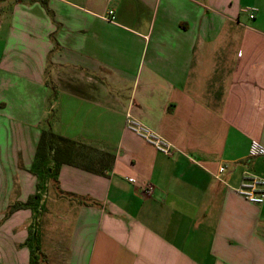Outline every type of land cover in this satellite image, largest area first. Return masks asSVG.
Returning <instances> with one entry per match:
<instances>
[{
  "label": "crops",
  "instance_id": "1",
  "mask_svg": "<svg viewBox=\"0 0 264 264\" xmlns=\"http://www.w3.org/2000/svg\"><path fill=\"white\" fill-rule=\"evenodd\" d=\"M47 129L86 148L7 217ZM252 141L264 0H0V264H264V203L239 193L264 181ZM101 153L111 169H86Z\"/></svg>",
  "mask_w": 264,
  "mask_h": 264
},
{
  "label": "trees",
  "instance_id": "2",
  "mask_svg": "<svg viewBox=\"0 0 264 264\" xmlns=\"http://www.w3.org/2000/svg\"><path fill=\"white\" fill-rule=\"evenodd\" d=\"M41 4L46 7L44 1H41ZM82 148L86 147L71 139L57 135L51 129L43 130L36 148L35 162H33L31 169L32 174L38 179L37 194L31 196L25 204L16 203L11 206L6 216L8 217L15 211L27 208H31L33 211L38 212L39 202L42 198V193L46 189V185L52 182L55 188L59 190L58 176L60 168L65 164L77 165L78 151ZM113 161L114 157L106 153H101L97 159V164H94V168L89 166H85V168L91 170V172L106 174V172L111 169L110 164L113 163Z\"/></svg>",
  "mask_w": 264,
  "mask_h": 264
},
{
  "label": "built area",
  "instance_id": "3",
  "mask_svg": "<svg viewBox=\"0 0 264 264\" xmlns=\"http://www.w3.org/2000/svg\"><path fill=\"white\" fill-rule=\"evenodd\" d=\"M257 8L246 9L245 13H248L250 19H254L257 14ZM115 12L113 9L109 10V17L114 20ZM129 129L135 132L137 135L146 139V141L153 143L157 149L161 150L164 154H169V146L163 145V143L155 139L154 136L146 130V127L135 124L131 120L128 121ZM249 157L250 158H259L264 157V145L259 142L252 141L249 149ZM224 168L220 169V172H223ZM246 184L243 185L242 189L239 190V193L245 197L247 200L252 202L255 205H261L264 203V194L260 192L258 188L264 185V181L260 179H248L246 180ZM147 193H151V188L146 190Z\"/></svg>",
  "mask_w": 264,
  "mask_h": 264
},
{
  "label": "rangeland",
  "instance_id": "4",
  "mask_svg": "<svg viewBox=\"0 0 264 264\" xmlns=\"http://www.w3.org/2000/svg\"><path fill=\"white\" fill-rule=\"evenodd\" d=\"M16 204V203H15ZM27 209H30V210H32L31 208H27ZM22 210H25V209H22ZM33 240L35 241V237H33Z\"/></svg>",
  "mask_w": 264,
  "mask_h": 264
}]
</instances>
